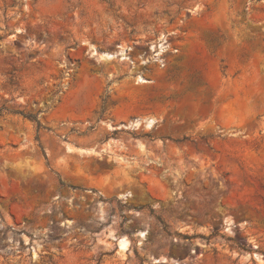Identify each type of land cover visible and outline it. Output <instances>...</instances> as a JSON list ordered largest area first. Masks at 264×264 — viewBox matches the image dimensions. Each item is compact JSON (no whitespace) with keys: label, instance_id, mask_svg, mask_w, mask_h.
<instances>
[{"label":"rangeland","instance_id":"1","mask_svg":"<svg viewBox=\"0 0 264 264\" xmlns=\"http://www.w3.org/2000/svg\"><path fill=\"white\" fill-rule=\"evenodd\" d=\"M0 264H264V0H0Z\"/></svg>","mask_w":264,"mask_h":264},{"label":"water","instance_id":"2","mask_svg":"<svg viewBox=\"0 0 264 264\" xmlns=\"http://www.w3.org/2000/svg\"><path fill=\"white\" fill-rule=\"evenodd\" d=\"M67 115H65L66 117ZM161 119V112L155 108H146L137 110L135 113L128 115L120 120L112 121L109 126L113 130H118L121 128H133L137 126H145V127H152ZM66 122V121H63ZM82 149H89L83 147H77ZM93 149V148H92ZM102 148H99V151H102ZM96 151V150H94ZM79 184H81L85 189H87V185L84 180H78Z\"/></svg>","mask_w":264,"mask_h":264},{"label":"bare ground","instance_id":"3","mask_svg":"<svg viewBox=\"0 0 264 264\" xmlns=\"http://www.w3.org/2000/svg\"><path fill=\"white\" fill-rule=\"evenodd\" d=\"M120 52H122V50H120ZM101 55L102 56H104V57H106V58H111V57H113L114 55H115V53H109V52H102L101 53ZM121 57L122 58H124L125 56H124V54L123 53H121ZM72 150H74L72 147H70L69 145H67V151H72ZM75 150L78 152V153H88V152H91V150H93L92 148H89V149H82V148H75ZM105 149H103L102 151H104ZM94 151V150H93ZM22 159H23V157H22ZM27 157H25V159H23V160H21L20 159V163L21 162H24V163H26V165H27ZM32 160H30V162H31ZM29 166H30V164H28ZM31 165H32V163H31ZM123 177H126V176H129L131 173H130V171L129 170H127V169H123ZM121 175H122V173H121ZM120 177V176H119ZM118 177V178H119ZM117 178V179H118ZM94 180H95V178H94ZM120 189V188H119ZM129 194V193H128ZM125 195V194H124ZM120 243H121V245L122 246H124L125 247V245H126V240L124 239V238H122V239H120Z\"/></svg>","mask_w":264,"mask_h":264},{"label":"trees","instance_id":"4","mask_svg":"<svg viewBox=\"0 0 264 264\" xmlns=\"http://www.w3.org/2000/svg\"><path fill=\"white\" fill-rule=\"evenodd\" d=\"M19 113L22 114L24 117H27V118L33 120L36 123L37 127L39 128L40 123H39L37 117H35V116L31 115V114H25L22 111H19Z\"/></svg>","mask_w":264,"mask_h":264}]
</instances>
